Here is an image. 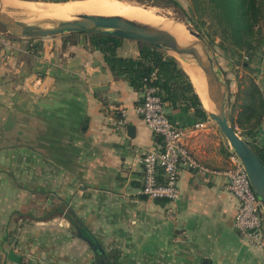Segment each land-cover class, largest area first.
I'll list each match as a JSON object with an SVG mask.
<instances>
[{
    "label": "crops",
    "instance_id": "1",
    "mask_svg": "<svg viewBox=\"0 0 264 264\" xmlns=\"http://www.w3.org/2000/svg\"><path fill=\"white\" fill-rule=\"evenodd\" d=\"M138 53L132 40L117 47L120 56ZM250 67L264 97V43ZM228 85L238 90L234 80ZM140 100L141 91L114 76L85 35L5 38L0 264H98L85 237L105 255L117 252L119 264H264V247L249 245L233 225L238 201L224 175L184 168L176 199L139 192L141 154L161 143L133 109ZM166 104L174 123L201 122L192 108ZM120 107L127 108L125 131L115 125ZM254 138L264 148V116ZM185 141L203 164L229 165L206 134ZM68 208L78 225L66 217Z\"/></svg>",
    "mask_w": 264,
    "mask_h": 264
},
{
    "label": "trees",
    "instance_id": "2",
    "mask_svg": "<svg viewBox=\"0 0 264 264\" xmlns=\"http://www.w3.org/2000/svg\"><path fill=\"white\" fill-rule=\"evenodd\" d=\"M158 2L164 5H179L177 0ZM191 2L199 11V16L206 12L210 17L220 38L218 45L228 51L230 56L238 55L237 64L248 72L245 85L243 87H241L243 83L238 85V94L244 95L237 115L233 114L234 107L228 97L230 104L228 119L233 127L238 126L250 133H256L264 116V97L250 75L252 72L250 60L261 52L264 43V0H191ZM197 27L201 31V28ZM77 34L85 35L90 47L104 54L105 62L112 74L128 81L133 89L142 91L145 81L156 70L158 77L152 83L160 88L164 101L173 107L182 104L186 108H192L193 117L197 121L209 119L188 74L172 55L149 44L137 43L139 52L137 57L120 56L117 54V47L122 41L121 38L103 34L67 33L66 39H72L69 36L74 37ZM244 56H247V59ZM226 81L229 83L228 79ZM170 120L172 121L171 118ZM247 141L264 163V148L255 141ZM229 149L227 145L226 148L221 147L228 156L232 154ZM65 215L72 224H79L75 213L69 208ZM106 259L107 264H119L117 252L107 254ZM96 260L99 264L98 257Z\"/></svg>",
    "mask_w": 264,
    "mask_h": 264
},
{
    "label": "water",
    "instance_id": "3",
    "mask_svg": "<svg viewBox=\"0 0 264 264\" xmlns=\"http://www.w3.org/2000/svg\"><path fill=\"white\" fill-rule=\"evenodd\" d=\"M7 10L19 11L15 6H9ZM182 23L188 32L196 38L197 45L192 43L183 44L177 40L174 34L165 28L118 14L79 13L70 19L23 20L9 15L3 10L0 3V25L15 38L39 39L64 33L103 34L132 40L137 43L149 44L172 55L179 64V58L193 62L201 69L205 78L203 93L208 104L212 107V111L204 108L209 118L215 121L219 130L226 138L232 152L240 159L247 172L253 192L264 211V163L248 141L239 134L228 119L227 102L229 85L223 78L222 70L215 66L212 55L204 46L202 34L190 27L189 18L184 19ZM128 128L130 131L132 126L131 128L128 126ZM143 196L145 197L146 195ZM85 239L90 243L97 255H99V264H107L105 251L101 245L97 241H92V239L87 237Z\"/></svg>",
    "mask_w": 264,
    "mask_h": 264
},
{
    "label": "built area",
    "instance_id": "4",
    "mask_svg": "<svg viewBox=\"0 0 264 264\" xmlns=\"http://www.w3.org/2000/svg\"><path fill=\"white\" fill-rule=\"evenodd\" d=\"M4 37L0 34V45L5 42ZM244 57L247 59V56ZM157 77L154 70L145 81L140 102L133 108L147 127L161 137L160 145L148 148L141 154L143 174L139 192L153 199L173 200L179 195L178 180L182 169L222 174L226 177V188L238 201L233 219L234 227L249 245L263 248L264 211L253 192L240 159L232 152L229 155V165L225 168H212L203 164L185 141L189 129L202 127L203 122L188 127L172 122L160 88L152 83ZM118 113L115 125L125 131L127 108H118Z\"/></svg>",
    "mask_w": 264,
    "mask_h": 264
},
{
    "label": "rangeland",
    "instance_id": "5",
    "mask_svg": "<svg viewBox=\"0 0 264 264\" xmlns=\"http://www.w3.org/2000/svg\"><path fill=\"white\" fill-rule=\"evenodd\" d=\"M35 1H41L44 3L51 2L50 0H35ZM115 1H125V2L127 1V2H131L132 4H137V6L141 5L148 9L149 8L153 9L155 14L160 19V22H157V23L153 22V24L155 25H165L166 23L171 22L175 26H178L174 22L176 19L177 21H180L181 27L184 28L185 25H183L182 21H184V19L186 18H189L190 27H192L193 29L197 30L198 32L202 34L204 46L207 48V50L212 55L215 66L219 67L222 70L223 78L225 80L228 79L230 81L234 80V83L235 84L237 83L238 85L239 83H243V85H245L246 76L248 75V73L239 64H237L238 55L230 56L228 51L223 50L220 47V45H218L220 38L217 32L215 31V25L212 23L210 17L206 15V12L203 16H199L198 14L199 11L196 10L191 0H177L179 2L178 6L164 5L158 2L159 0H115ZM52 2H58V1H52ZM62 18H68V17H60L59 19H62ZM139 21H143V20L141 19ZM197 26L201 28V31L198 30ZM0 34L1 35L3 34L5 36L4 39L13 37L1 25H0ZM66 34L67 33H64L61 35H63V37H66ZM69 37L73 38V36H69ZM195 91L197 92L196 88H195ZM237 91L236 92L229 91L228 93L229 100L234 107V110H233L234 115H237L238 111L241 109V104L243 103L244 94L243 93L238 94ZM198 94L200 95L201 100H202L201 94L200 93ZM229 106L230 104H228L227 102V114H228ZM196 129L198 128L189 129L186 137L188 138L190 134H193V133H196V131H199V134L204 133L207 135L209 141H211V146H215L217 150L219 147L221 148L224 145H227L229 147L226 138L224 137L222 132L219 130L215 121H213L212 119L209 118L207 123L204 126L200 127L198 130ZM236 130L246 140L255 141L254 132L250 133L249 131L243 128H240L238 126L236 127ZM192 152L196 156L195 152L194 151Z\"/></svg>",
    "mask_w": 264,
    "mask_h": 264
},
{
    "label": "bare ground",
    "instance_id": "6",
    "mask_svg": "<svg viewBox=\"0 0 264 264\" xmlns=\"http://www.w3.org/2000/svg\"><path fill=\"white\" fill-rule=\"evenodd\" d=\"M3 10L11 16L21 18L23 20L32 19H59L60 17H68L62 19L73 18L79 13L90 14H118L127 18L143 20L141 22L149 23L160 22L159 17L151 8L137 6L131 2L115 1V0H68L58 2L44 3L35 0H0ZM15 6L19 11L7 10V7ZM148 21V22H146ZM178 26L171 22L165 25H155L169 30L174 34L177 40L183 44H196V38L188 32L186 27L182 28L180 21H174ZM184 25V24H183ZM197 45V44H196ZM181 67L190 77L193 85L198 93L201 94L203 105L208 111H212V107L208 104L203 90L205 88V78L202 71L190 60L179 58Z\"/></svg>",
    "mask_w": 264,
    "mask_h": 264
}]
</instances>
